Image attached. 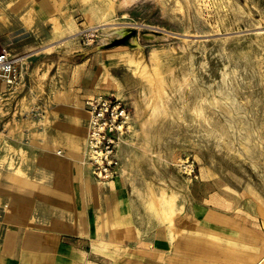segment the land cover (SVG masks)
I'll use <instances>...</instances> for the list:
<instances>
[{
	"label": "rangeland",
	"instance_id": "rangeland-1",
	"mask_svg": "<svg viewBox=\"0 0 264 264\" xmlns=\"http://www.w3.org/2000/svg\"><path fill=\"white\" fill-rule=\"evenodd\" d=\"M61 7L56 38L49 24L47 36L11 49L23 79L0 88V174L23 169L7 149L20 131L10 126L29 122L22 105L48 104L52 94L81 88L83 67L101 69L94 97L120 108L108 178L93 173L90 124L86 131L92 177L105 186L123 180L143 233L161 228L178 246L180 236L209 228L233 236L212 241L218 258L209 264H264V0H61ZM162 98L165 111L146 125Z\"/></svg>",
	"mask_w": 264,
	"mask_h": 264
},
{
	"label": "crops",
	"instance_id": "crops-1",
	"mask_svg": "<svg viewBox=\"0 0 264 264\" xmlns=\"http://www.w3.org/2000/svg\"><path fill=\"white\" fill-rule=\"evenodd\" d=\"M63 9L61 0H0V48L11 52L31 45L47 36L49 24L56 38ZM100 73L83 67L80 89L52 94L48 104H23L28 124L22 120L10 126L20 131L7 149L24 164L0 174V264H209L207 257L218 258L212 241L233 236H216L198 226L196 236H180L175 246L161 228L143 233L123 180L102 185L89 169L83 171L78 154L59 148L64 130L83 139L77 120L87 118L84 100L100 93L95 88ZM48 109L49 116L42 115ZM1 141L5 138L0 136ZM173 228L181 230L175 224Z\"/></svg>",
	"mask_w": 264,
	"mask_h": 264
},
{
	"label": "built area",
	"instance_id": "built-area-1",
	"mask_svg": "<svg viewBox=\"0 0 264 264\" xmlns=\"http://www.w3.org/2000/svg\"><path fill=\"white\" fill-rule=\"evenodd\" d=\"M21 61L6 48H0V85L14 87L21 82L23 79V64ZM84 107L89 115L90 124L88 144L90 149H92L91 152L100 159V162H98L91 157L89 158L95 164L93 173L98 177L108 178L111 175L108 172V167L104 166V162L109 163L107 155L111 152L110 147L114 142L112 132L116 128L114 124L120 104L112 105L108 99H103L99 96L85 99ZM30 113L35 117L40 115L37 109H32ZM97 151L101 153L98 154Z\"/></svg>",
	"mask_w": 264,
	"mask_h": 264
},
{
	"label": "bare ground",
	"instance_id": "bare-ground-1",
	"mask_svg": "<svg viewBox=\"0 0 264 264\" xmlns=\"http://www.w3.org/2000/svg\"><path fill=\"white\" fill-rule=\"evenodd\" d=\"M107 24V23H106ZM123 32V31H122ZM115 34V33H114ZM128 33L126 32H123L120 34V37H124L126 36ZM72 35V34H71ZM149 35V34H148ZM123 39V38H122ZM125 39V38H124ZM123 39V40H124ZM125 41V40H124ZM126 57H128L126 55ZM20 58V57H19ZM167 99V98H166ZM214 100L215 97H214ZM192 110L193 112L197 115V116H201L203 115V108L201 105L199 104H196L192 107ZM165 111V100L162 98L161 100H159L154 106L150 107L149 108V111H148V116L146 118V125H149L150 123H152L157 116H159L160 114H162V112ZM55 115H58L57 113H55ZM164 115V114H163ZM204 116V115H203ZM88 119L84 118L83 116L79 117L77 121H80L79 122V127H78V132H81L82 135H83V139L81 137L78 138V140L76 139L75 135L74 134H71L72 132H69V133H66V131L64 130V132L62 131L61 133H59L61 136H63L65 138V140L63 141H60L59 142V148H63L65 150L66 153H68L69 155H71L72 153H76L79 155V164L82 166L83 168V171H86L89 169V163L87 162V159H86V151H85V142H84V139H85V136L86 135V131L87 129L89 128V122L87 121ZM43 121V120H42ZM62 121V120H61ZM83 121H85V124H83ZM57 126V125H56ZM59 127V130L60 131V127L62 126H58ZM58 129V128H57ZM88 133V132H87ZM74 135V136H73ZM67 137V138H66ZM82 141V142H81ZM98 154H100L99 151H97ZM92 155V154H90ZM92 159H95L96 161L100 162V159H98V156L96 155H92L90 156ZM77 159V158H76ZM74 165V163H73ZM72 165V167H73ZM72 169V168H71ZM79 170V169H78ZM100 174V173H99ZM4 235V234H3ZM6 235V234H5ZM7 236V235H6ZM11 237V236H10ZM7 239V237H6ZM2 248V247H1Z\"/></svg>",
	"mask_w": 264,
	"mask_h": 264
},
{
	"label": "water",
	"instance_id": "water-1",
	"mask_svg": "<svg viewBox=\"0 0 264 264\" xmlns=\"http://www.w3.org/2000/svg\"><path fill=\"white\" fill-rule=\"evenodd\" d=\"M119 42H123L122 40H120V39H115L114 41H113V43H119ZM112 43V44H113Z\"/></svg>",
	"mask_w": 264,
	"mask_h": 264
}]
</instances>
